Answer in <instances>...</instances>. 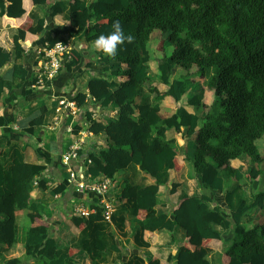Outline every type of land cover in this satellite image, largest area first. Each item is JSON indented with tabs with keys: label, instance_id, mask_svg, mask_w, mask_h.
Segmentation results:
<instances>
[{
	"label": "trees",
	"instance_id": "16d2710c",
	"mask_svg": "<svg viewBox=\"0 0 264 264\" xmlns=\"http://www.w3.org/2000/svg\"><path fill=\"white\" fill-rule=\"evenodd\" d=\"M5 1L9 16L20 17L25 13L23 0ZM68 1L70 23L48 33L47 48L58 42L66 43L60 35L75 28L84 32L87 42L101 34L107 35L113 31L114 20L121 22L125 34L134 36L133 43L120 46L114 57H102L105 63L113 59L126 64L128 79L121 83L110 81V78L90 79L88 93L79 92L72 98L79 106L91 97L102 107L117 109V116L110 121L91 122L89 130L94 134L106 133L108 146L98 156L89 155L96 163L90 172L113 179L120 170L135 164L154 178L155 182L146 187L126 183L121 197L132 204L137 219L145 223V230L172 232L176 227H182L186 231L194 248L180 246L169 261L177 258L178 264H212L208 255L214 245L223 240L212 223L228 224L230 217L234 237L224 250L220 264H264V219L252 228L245 225L248 217L258 209L264 216V190L255 191L251 202L242 197L234 207L232 195L240 194L239 190H242L241 186L235 185V192L228 191L230 212L226 213L220 206L213 207L205 195L189 196L178 189L179 184L173 183L170 194L176 202L171 211L174 219L169 217L170 213L159 214L156 209L160 188L169 181V170L179 171L183 167L182 161L189 160L186 153L181 155V143L176 138H168V129L180 133V142L186 136L196 135L192 165L203 187L222 191L227 182L225 176L238 182L244 178L256 181L264 173L260 168L264 163V150L257 145V140L264 138V0H95L89 4L85 0ZM33 2L41 5L50 0ZM53 7V15L62 11L61 2ZM43 30L44 19L20 29L14 38L17 54L24 50L21 41L25 40L27 32L39 34ZM155 30L168 33L167 41L173 48L171 54H164L158 64V80L169 89L162 92L157 86L150 85L147 95V84L155 82L149 64V43ZM69 55L71 59L66 63L68 58L65 57L63 64H80L82 55L79 51L71 50ZM8 59L9 54L0 49V64L4 65ZM178 67L185 69L188 76L195 74L205 78L211 73L208 87L214 91L215 100L203 117L182 107L170 117L161 116V102L166 96H172L178 102L185 93L186 79L170 81ZM113 74L119 75L120 70ZM36 80L34 77L31 84ZM5 87L10 88L11 83L0 78V97ZM115 87L118 88L112 91ZM151 94H154L152 101L149 100ZM202 99L203 94L189 103L203 107ZM45 113L46 108H43L41 115L31 122L29 132L43 123ZM80 130L75 127L76 133ZM13 153L7 172L0 171V247L10 249L16 244L17 215L24 212L30 220L24 239L26 261L76 264L73 255L80 247L73 244L60 249L53 231L43 221L41 209L32 200L36 179L46 165L26 162L18 145H13ZM240 157L253 163L246 175L231 165L232 160ZM38 184L45 187L42 181ZM65 189L66 185L60 183L54 191L58 193ZM104 214V207L99 205L88 218L75 213L71 219L85 234L101 227L98 222L104 219ZM98 245L103 247L97 249L100 253L107 250L106 244ZM85 250L92 255V249ZM5 264H23V260L14 257L7 259Z\"/></svg>",
	"mask_w": 264,
	"mask_h": 264
},
{
	"label": "crops",
	"instance_id": "0c3cea01",
	"mask_svg": "<svg viewBox=\"0 0 264 264\" xmlns=\"http://www.w3.org/2000/svg\"><path fill=\"white\" fill-rule=\"evenodd\" d=\"M93 1L95 0H85L86 4ZM59 2H61L62 11L53 15V5ZM7 5V1L4 3V0H0V49L9 54L8 61L4 65L0 64V78L11 83V87H5L0 97V171L7 172L9 169L14 158L13 145L20 147L26 162L46 165L44 172L36 179L31 193L32 200L41 209L43 221L53 231L60 249L73 244L80 247V250L73 255L76 264H137L139 261L143 264H150L152 261L154 264H178L177 258L169 261V257L176 255L182 245L194 248L190 245L186 231L182 227H176L172 232L145 230V223L137 219L132 204L121 197L126 183L146 187L155 182L154 178L135 164L120 170L113 179L96 176L90 172V168L95 167L96 163L89 155L93 153L98 156L100 151L108 146L106 133L94 134L89 130L91 122L92 120L108 122L117 116V109L102 107L90 98L83 106L76 104L75 112L61 105L62 99L74 101L72 98L79 92L88 93L87 84L90 79L110 78V81L117 83L127 80L128 77L125 74L127 65L113 59L105 63L102 57L107 55L94 49L95 40L85 41L84 32L75 28L62 33L60 37L66 40L70 51L80 52L82 55L80 64L67 65L70 57L63 64L59 74L47 85L33 87L31 81L36 77L37 69L43 61V51L47 48L46 37L53 28L69 25L70 3L68 0H50L48 4L40 5L34 4L33 0H23L25 13L20 17H11L6 14L5 6ZM41 19H44V30L39 34L27 32L25 40L21 41L24 50L17 54L14 38L19 30L32 24L36 25ZM151 43L152 35L149 49ZM159 63L156 64L157 67ZM149 64L152 72V56ZM115 70H120V74L115 76L113 74ZM155 74V76L152 74L154 85L162 92L167 91L169 86L158 80L159 71ZM187 74V71L181 67L174 70L170 81L173 82L178 78L186 79L185 93L178 102L172 96H166L162 100L160 114L163 118L174 115L181 107L189 113L203 117L213 103L215 94L208 87L211 73L209 72L205 78ZM117 88H113L112 91ZM145 94H149L147 86ZM200 94H203L202 102L207 107H197L189 103ZM153 97L154 94H151L149 100L152 101ZM43 108H46L43 123L34 126L33 131L29 132L31 122L41 115ZM200 124L196 131L200 128ZM75 127L81 130L76 133ZM167 136L176 138L181 143V155L186 153L189 160L182 161L181 170H169V181L167 185L160 188L159 203L156 206L159 214L170 213L169 217L174 219L171 211L176 202L174 198L172 200L170 194L173 183L179 184L178 189L189 196L205 195L213 207L220 206L226 213L230 212L227 202L228 191L233 192L234 190L235 192V185L241 186L242 190H239L240 194L232 195L231 201L234 207L238 206L242 197H246L251 202L255 191L264 190V179H262L264 173L258 180H245L243 184L233 177L225 176V173L224 179L228 178L232 183L229 185V182H226L222 191L203 187L192 165L196 149V135L186 136L180 142V133L175 129H168ZM74 143L81 145L82 160H73L69 165H65L63 155L72 149ZM260 150L263 151L264 148L261 147ZM231 165L244 175L248 174L253 167V163L246 157L232 160ZM80 168L85 178H92L97 182L106 179L111 181L106 196L109 205L108 213H106V205L100 203L97 195L92 192L79 191L75 183L69 180L71 170H80ZM39 181H42L45 187L40 186ZM261 181L263 186L258 188ZM60 183L65 184L66 189L57 193L54 189ZM99 205L103 206L105 211L104 219L98 222L101 227L88 230L84 234L73 223L72 214H84V217L88 218L90 214L95 213ZM27 218L26 213H18V240L10 248L24 249L25 259L19 257L23 263L27 262L24 246L26 232L30 226V220L28 222ZM263 219L262 211L258 209L248 217L245 225L252 228L261 223ZM227 222L229 225L225 222L212 223L213 229L223 236V240L218 241L208 255L212 264H220L224 250L234 237V224L230 217ZM21 233L24 236H21ZM98 243L106 244L105 249L107 250L100 253L97 249L103 247L101 245L99 247ZM115 247H118V250H115ZM85 249H92V255Z\"/></svg>",
	"mask_w": 264,
	"mask_h": 264
},
{
	"label": "built area",
	"instance_id": "2783aa9c",
	"mask_svg": "<svg viewBox=\"0 0 264 264\" xmlns=\"http://www.w3.org/2000/svg\"><path fill=\"white\" fill-rule=\"evenodd\" d=\"M69 54V45L63 42L56 43L52 48H46L43 51V61L37 69V80L33 84V87H43L47 85L52 79H54L59 74L63 66L65 57L70 58ZM89 98L91 100H94V98ZM61 105L67 108H71L73 112L76 111V103L74 101L62 99ZM80 150L81 145L79 143H74L72 145V149H70L63 155V163L65 165H69L73 160L81 161L82 159ZM89 161L91 162V159H89ZM69 178L71 182L75 183L79 191L92 192L97 195L100 199V203L106 205V213L109 212V205L106 200V196L108 195L111 185V181L109 179L97 182L95 179L85 178V175L82 172V168H80V170H71Z\"/></svg>",
	"mask_w": 264,
	"mask_h": 264
},
{
	"label": "rangeland",
	"instance_id": "374dc122",
	"mask_svg": "<svg viewBox=\"0 0 264 264\" xmlns=\"http://www.w3.org/2000/svg\"><path fill=\"white\" fill-rule=\"evenodd\" d=\"M167 37H168V33H163L161 30H155L152 33V43L150 46V51H151V56H152V72L151 74H153L154 76L156 75L155 73H157L158 67H157V63L160 62L163 57L164 54L166 55H170L172 52V46L168 43L167 41ZM150 85H154L153 83H149L147 84V88H149ZM202 95V94H200ZM214 100H215V96H214ZM257 145L261 148H264V138L257 140ZM260 168L264 170V163L260 165ZM264 175V174H263ZM264 179V177L262 178ZM246 179L244 178L243 180L239 181L240 183H244ZM227 182H229V185H231V181L230 179L227 178ZM263 186V183L261 181L260 183V187ZM256 190V189H255ZM254 190V191H255ZM262 190V189H259ZM28 222L29 219L27 218ZM21 236H24L23 233H21ZM22 248L18 249L13 248V249H5V248H1L0 247V264H5L6 260L12 257H21L25 259V254L23 253Z\"/></svg>",
	"mask_w": 264,
	"mask_h": 264
},
{
	"label": "clouds",
	"instance_id": "9594fccd",
	"mask_svg": "<svg viewBox=\"0 0 264 264\" xmlns=\"http://www.w3.org/2000/svg\"><path fill=\"white\" fill-rule=\"evenodd\" d=\"M113 31L109 34H101L94 41V49L104 55L114 57L117 54L118 48L125 43L131 44L134 41V36L125 34L123 26L119 20H114L112 23Z\"/></svg>",
	"mask_w": 264,
	"mask_h": 264
},
{
	"label": "water",
	"instance_id": "95a60500",
	"mask_svg": "<svg viewBox=\"0 0 264 264\" xmlns=\"http://www.w3.org/2000/svg\"><path fill=\"white\" fill-rule=\"evenodd\" d=\"M23 264H31V263H27V262H25V263H23Z\"/></svg>",
	"mask_w": 264,
	"mask_h": 264
}]
</instances>
